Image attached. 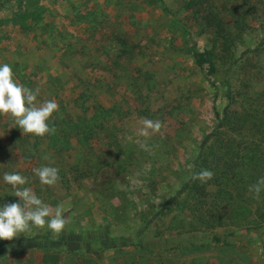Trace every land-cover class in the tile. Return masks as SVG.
<instances>
[{"label": "rangeland", "instance_id": "rangeland-1", "mask_svg": "<svg viewBox=\"0 0 264 264\" xmlns=\"http://www.w3.org/2000/svg\"><path fill=\"white\" fill-rule=\"evenodd\" d=\"M186 1L0 0V65L39 89L38 103L59 105L48 120L55 133L44 136L24 135L0 114V205L20 200L3 180L19 173L22 187L53 209L62 204L67 219L59 234L30 224L4 240L0 264H264V225L242 227L256 213L220 211L218 187L204 197L192 184L209 169L218 116L238 104L229 92L264 88V12L231 51L215 46L214 29ZM214 48L216 70L198 65L195 52ZM144 119L160 121V131L137 135ZM130 147L133 165L118 170ZM42 166L58 168L55 185L40 183L33 169ZM145 239L178 246L149 248ZM49 244L53 254L41 249ZM95 248H106L102 258Z\"/></svg>", "mask_w": 264, "mask_h": 264}, {"label": "trees", "instance_id": "trees-1", "mask_svg": "<svg viewBox=\"0 0 264 264\" xmlns=\"http://www.w3.org/2000/svg\"><path fill=\"white\" fill-rule=\"evenodd\" d=\"M186 7L187 9L192 8L198 19L214 29L215 46L217 43L223 49L230 48L233 51L236 50L242 33L249 28L250 20L261 11L264 12V0H187ZM262 42L264 44V40ZM262 42L256 48L244 51L245 60L253 58V53L260 50ZM214 52L215 48L195 52L197 64L202 66L209 63L210 68L216 70ZM258 71L256 70L254 75L258 76ZM229 95L231 102L238 104L233 109L231 108L218 116V126L214 132L213 141L215 146L211 144V159H207L208 163L205 164L211 171H214V176L206 183L196 179L191 181L194 191L201 192L204 197L208 194V185H215L220 189L221 194L218 197L219 204L217 206L220 211H232L234 217L238 215L247 217L256 213L255 218L242 227H251L257 230L264 225V190L256 197L249 190V186L264 177V88L251 94L231 91ZM237 127L244 139L240 141L239 145L236 142L237 137L232 138L230 136L232 130ZM226 138L227 140H225ZM133 149L130 147L124 151L122 160L118 161V170L123 167V171H125L133 165L132 163L135 161L132 159ZM213 160L216 169L209 163ZM247 201L249 202L247 203ZM10 202L21 201L16 198H9L4 204ZM249 203H256V208L253 209L254 204L249 207ZM219 237L215 239L217 240ZM195 238L196 236L193 235L191 240L193 241ZM236 238L235 233L225 234L221 241L231 243ZM3 241L4 239L0 242V246ZM142 245L160 250H171V248L178 246L169 240L151 239L144 241ZM54 248L52 244H49L41 249L48 252L52 251L50 253L53 254ZM82 251L86 250L79 248L75 253ZM92 251L98 254V258H102L106 248H95ZM135 262L136 260H133L128 264H136Z\"/></svg>", "mask_w": 264, "mask_h": 264}, {"label": "clouds", "instance_id": "clouds-1", "mask_svg": "<svg viewBox=\"0 0 264 264\" xmlns=\"http://www.w3.org/2000/svg\"><path fill=\"white\" fill-rule=\"evenodd\" d=\"M38 93V88L33 91L18 83L9 64L0 65V114L10 115L24 135L44 136L55 133V127H50L48 120L58 111L59 105L55 100L38 103ZM142 125L137 135L145 137L149 135V130L159 132L162 127L160 121L151 119H144ZM33 172L43 185L53 186L59 180V170L56 167H37ZM213 176V171L202 169L194 173L192 178L206 183ZM3 180L15 189L13 194L19 197L21 202L0 205V239L12 240L20 233L27 232L30 224L39 228L47 225L48 229L56 234L62 232L67 223L62 204L53 209L43 203L31 188L22 187L27 183V178L19 173L5 172ZM249 190L258 197L264 190V177L250 185Z\"/></svg>", "mask_w": 264, "mask_h": 264}]
</instances>
